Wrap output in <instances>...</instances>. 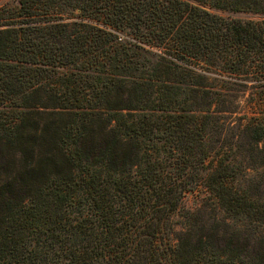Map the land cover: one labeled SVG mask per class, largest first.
<instances>
[{"label": "trees", "instance_id": "trees-1", "mask_svg": "<svg viewBox=\"0 0 264 264\" xmlns=\"http://www.w3.org/2000/svg\"><path fill=\"white\" fill-rule=\"evenodd\" d=\"M258 166L264 0H0V264H264Z\"/></svg>", "mask_w": 264, "mask_h": 264}, {"label": "rangeland", "instance_id": "rangeland-1", "mask_svg": "<svg viewBox=\"0 0 264 264\" xmlns=\"http://www.w3.org/2000/svg\"><path fill=\"white\" fill-rule=\"evenodd\" d=\"M11 1H14V0H11ZM260 97L261 96H258L257 94L252 93L250 90H248L246 94H244V96L242 97V101L240 103L239 112L234 113L233 116L228 119V121L226 122V125L224 126L223 133H222L223 137L224 135H227L234 139L238 138V135H237L239 133V129H238L239 120L237 119L238 115L243 114V112H251V110H253L252 108L253 104ZM260 171H264V166L256 167V169H254L252 173L256 174L257 172H260ZM198 197L199 195L197 193L188 192L186 199H185V204L187 206L199 205Z\"/></svg>", "mask_w": 264, "mask_h": 264}]
</instances>
